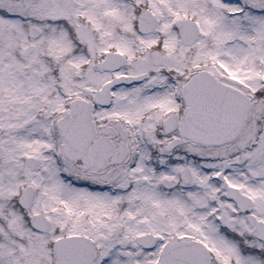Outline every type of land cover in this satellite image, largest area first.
<instances>
[{"label": "snow or ice", "instance_id": "obj_1", "mask_svg": "<svg viewBox=\"0 0 264 264\" xmlns=\"http://www.w3.org/2000/svg\"><path fill=\"white\" fill-rule=\"evenodd\" d=\"M0 264H264V0H0Z\"/></svg>", "mask_w": 264, "mask_h": 264}]
</instances>
